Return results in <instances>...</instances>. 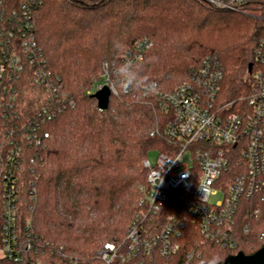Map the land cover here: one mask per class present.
Instances as JSON below:
<instances>
[{
	"label": "trees",
	"instance_id": "trees-1",
	"mask_svg": "<svg viewBox=\"0 0 264 264\" xmlns=\"http://www.w3.org/2000/svg\"><path fill=\"white\" fill-rule=\"evenodd\" d=\"M25 1L6 0L9 8ZM248 7L250 13L221 9L207 0H37V42L74 106L67 105L46 123L51 135L45 148L28 150L35 160L23 175L19 222L22 238L34 247L25 246L22 264H68L67 256L78 257L80 264H99L95 254L103 243L125 237L139 209L140 186L147 182L144 159L153 151H170L165 136L150 134L171 118L160 108L157 90L173 89L211 60L223 73L219 102L245 105L260 68L256 47L264 39V0H250ZM143 37L154 47L132 64L149 87L112 94L109 107L100 110L88 91L106 64L113 74ZM23 83L18 108L27 113L37 90L27 80ZM261 207L258 218L238 214L236 248L206 243L188 264H207L216 256L223 261L262 248L264 201ZM245 224L250 225L247 233ZM194 244L187 239L178 254L157 255L144 264H184L185 252ZM9 262L0 257V264ZM112 264L137 263L116 259Z\"/></svg>",
	"mask_w": 264,
	"mask_h": 264
},
{
	"label": "built area",
	"instance_id": "built-area-1",
	"mask_svg": "<svg viewBox=\"0 0 264 264\" xmlns=\"http://www.w3.org/2000/svg\"><path fill=\"white\" fill-rule=\"evenodd\" d=\"M207 2L250 13V0ZM36 5L37 0H27L9 8L6 0H0V257L8 258V264H22L25 246L34 247L22 238L19 222L23 175L35 160L28 150L45 148L51 135L46 123L67 105L74 106L62 93L61 78L48 68L37 42ZM153 47L151 39L140 38L126 60H142ZM256 60L260 68L254 72L245 105L239 108H233L231 101L219 102L223 73L211 60L173 89L156 91L160 108L171 118L150 134L165 136L170 151L159 152L155 162L150 156L144 159L147 182L140 186L139 209L125 237L107 241L97 251L99 264L116 259L144 264L157 255L170 258L184 249L187 239L197 246L186 250V264L201 255L198 246L206 243L238 246V214L244 211L247 219L257 217L264 201V39L256 47ZM24 80L37 90L35 106L27 113L18 108ZM104 85L110 86L111 95L121 91L108 64L88 93ZM215 189L223 190L224 196L211 203ZM36 192L31 182L34 201ZM249 228L245 224L244 232ZM67 257L68 264H80L78 257Z\"/></svg>",
	"mask_w": 264,
	"mask_h": 264
},
{
	"label": "water",
	"instance_id": "water-1",
	"mask_svg": "<svg viewBox=\"0 0 264 264\" xmlns=\"http://www.w3.org/2000/svg\"><path fill=\"white\" fill-rule=\"evenodd\" d=\"M253 69V62L249 64V71ZM111 88L104 85L102 88L92 94L96 98L97 106L101 110H106L109 107ZM222 264H264V246L252 254H246L244 251H239L236 254L228 255Z\"/></svg>",
	"mask_w": 264,
	"mask_h": 264
},
{
	"label": "clouds",
	"instance_id": "clouds-1",
	"mask_svg": "<svg viewBox=\"0 0 264 264\" xmlns=\"http://www.w3.org/2000/svg\"><path fill=\"white\" fill-rule=\"evenodd\" d=\"M113 76L116 86L123 92H127L131 88L149 87L145 84L146 78L140 75V69L131 61L116 66L113 69ZM207 264H222V258L213 257Z\"/></svg>",
	"mask_w": 264,
	"mask_h": 264
},
{
	"label": "rangeland",
	"instance_id": "rangeland-1",
	"mask_svg": "<svg viewBox=\"0 0 264 264\" xmlns=\"http://www.w3.org/2000/svg\"><path fill=\"white\" fill-rule=\"evenodd\" d=\"M253 14V16H255V17H258V18H263L260 14H258V13H255V12H253L252 13ZM101 76H102V74H101ZM98 80V79H97ZM158 154H159V151H153V152H151V154H150V157H151V159L153 160V162H155V160H156V158H157V156H158ZM187 159H188V157L187 158H183V161H187ZM216 191H215V193L211 196V198H210V202L211 203H216V202H218V201H220L221 199H223V196H224V192H223V190H221V189H215ZM262 210H263V208L261 207V214H262ZM260 214V215H261ZM259 215V216H260ZM254 218H258V216L257 217H254ZM238 235H239V233H238ZM105 242H107V241H105ZM104 242V243H105ZM197 242V241H196ZM103 243V244H104ZM103 246V245H102ZM101 246V247H102ZM194 246H195V244H194ZM100 247V248H101ZM193 247V246H192ZM192 247H190V248H192ZM99 248V249H100ZM189 248V249H190ZM98 249V250H99ZM97 250V251H98ZM188 250V249H187ZM97 253V252H96ZM95 256H96V254H95ZM96 259V258H95ZM94 264V263H93ZM184 264H186V263H184Z\"/></svg>",
	"mask_w": 264,
	"mask_h": 264
}]
</instances>
